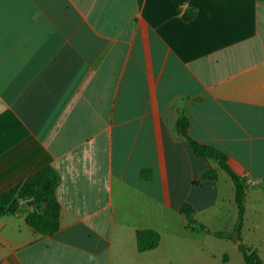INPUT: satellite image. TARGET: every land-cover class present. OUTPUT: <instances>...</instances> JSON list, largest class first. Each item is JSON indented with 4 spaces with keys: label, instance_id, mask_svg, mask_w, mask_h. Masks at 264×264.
<instances>
[{
    "label": "crops",
    "instance_id": "obj_1",
    "mask_svg": "<svg viewBox=\"0 0 264 264\" xmlns=\"http://www.w3.org/2000/svg\"><path fill=\"white\" fill-rule=\"evenodd\" d=\"M180 113L246 180L242 228L249 206L264 217L262 1L0 0V193L60 177L56 233L26 225L31 207L1 217L0 264H214L209 222L233 228L234 186L191 153ZM144 229L160 241L138 252Z\"/></svg>",
    "mask_w": 264,
    "mask_h": 264
},
{
    "label": "trees",
    "instance_id": "obj_2",
    "mask_svg": "<svg viewBox=\"0 0 264 264\" xmlns=\"http://www.w3.org/2000/svg\"><path fill=\"white\" fill-rule=\"evenodd\" d=\"M264 3V0H260ZM177 12V9L175 10ZM192 12H187L184 19L192 18ZM188 120L185 115L180 113L176 122V130L184 132V138L191 153L201 159H211L218 163L222 171L230 178L234 186V201L237 208V219L231 231H220L208 233L216 238L225 239L232 242L240 239V231L242 228L243 216L245 212V189L246 180L237 176L228 165V156L216 147L202 144L186 133ZM140 177L145 180L152 179V171L150 169H142ZM218 174L215 170L209 168L204 171L198 180L193 182L195 186H200L206 181H216ZM60 177L58 172L51 166H45L24 181L10 187L0 193V218L4 216H13L20 212L23 206L31 207L24 221L26 225L33 231L44 235L52 236L58 229L59 222V204L56 198V190L58 188ZM20 204L21 201H25ZM178 212L185 216L187 227L192 231L205 229V226L196 222L194 219L195 209L188 203H182ZM160 241V235L150 229L138 230L136 232V246L138 252H146L156 248ZM238 251L242 256L244 264H264L257 250L240 243ZM226 256L224 257V260Z\"/></svg>",
    "mask_w": 264,
    "mask_h": 264
},
{
    "label": "rangeland",
    "instance_id": "obj_3",
    "mask_svg": "<svg viewBox=\"0 0 264 264\" xmlns=\"http://www.w3.org/2000/svg\"><path fill=\"white\" fill-rule=\"evenodd\" d=\"M224 222H219L216 219L210 220L211 231L213 233L217 229L221 231H231V225L233 224L228 214L224 216ZM255 224H264V217H260L255 213L251 206L247 209V215L245 216L243 228L240 231V239L235 242L219 239L209 233V241L207 247L214 253L216 260L214 264H244L241 254L238 251V245L243 243L253 249H256L260 258L264 263V227L262 226L261 231L257 232V229H253ZM239 242V243H238ZM226 259L224 260V257Z\"/></svg>",
    "mask_w": 264,
    "mask_h": 264
},
{
    "label": "water",
    "instance_id": "obj_4",
    "mask_svg": "<svg viewBox=\"0 0 264 264\" xmlns=\"http://www.w3.org/2000/svg\"><path fill=\"white\" fill-rule=\"evenodd\" d=\"M25 202H27V200H25V201H21L20 204L22 205V204H24ZM238 243H239V242H238Z\"/></svg>",
    "mask_w": 264,
    "mask_h": 264
}]
</instances>
